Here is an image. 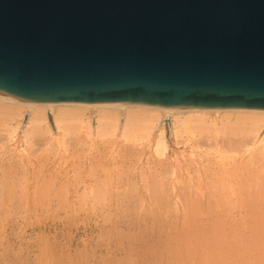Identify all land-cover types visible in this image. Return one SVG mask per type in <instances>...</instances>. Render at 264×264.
<instances>
[{
  "label": "water",
  "instance_id": "water-1",
  "mask_svg": "<svg viewBox=\"0 0 264 264\" xmlns=\"http://www.w3.org/2000/svg\"><path fill=\"white\" fill-rule=\"evenodd\" d=\"M0 96L264 110V0H0Z\"/></svg>",
  "mask_w": 264,
  "mask_h": 264
},
{
  "label": "rangeland",
  "instance_id": "rangeland-1",
  "mask_svg": "<svg viewBox=\"0 0 264 264\" xmlns=\"http://www.w3.org/2000/svg\"><path fill=\"white\" fill-rule=\"evenodd\" d=\"M3 135L0 134V185L11 180L18 183L16 180H22L24 176L22 182L19 180L21 183L18 184L22 186L18 185L16 192L21 195L19 188L26 187V196L20 199L22 203L18 200L12 202L11 199V202L4 200L3 204L0 199V264H199L200 260L202 264L206 257L212 259L211 264H225L220 263L223 256L230 264L264 263V253L253 250L256 239L251 232L241 230L240 233H235V223L206 213L208 203L196 198L197 193L199 194L197 185L202 183L200 179L205 177V170L208 171L205 168L210 163L208 159L212 161L215 155H203L205 157L192 162L185 154H188L189 148L176 145L170 138L167 157L170 160L163 158L159 161L148 147L143 150L145 146L142 148L141 145L137 148L135 145L131 147L129 144H121L113 146L114 149L111 143H100L96 148L90 147L91 150L85 143L77 141L70 143L68 151L61 152L45 150L44 144L40 143L36 147H30V154L28 152V155L23 156L20 153L22 144L9 143L6 139L2 141ZM179 154L187 158L181 159L183 156ZM172 157L181 163H174ZM201 164L204 165V171L201 170ZM105 168H109L110 173ZM197 168H200L201 173L195 171ZM108 174L113 178L110 191L113 194L109 193L112 196L108 194L107 199L110 198L101 201L102 203H94L89 198L83 201L81 195L86 184H93L96 179L107 177ZM170 174L174 177L176 175L178 181ZM189 175H192V181ZM194 176L202 177L198 178V184ZM161 178L167 181L171 178L169 184L165 183L167 187L164 185L166 180ZM45 180L52 181L54 187L48 198L41 196L40 189L36 193L37 186ZM154 180V183L158 180V184L154 185H159L157 187L162 189L160 193L155 186L158 191H154L152 196L150 192L155 189ZM114 183L117 186L114 187ZM170 183H174L172 185L175 189ZM127 185L133 187L129 191L131 194ZM57 186L62 189V197L65 195V198H58L54 194L57 190L60 191ZM148 189L151 191L148 192ZM191 195L198 202L194 203V207L183 203ZM164 196L165 199H162ZM200 206H203L202 209ZM196 210H200V213ZM180 238H185L186 241L182 239L181 242ZM189 238H193L190 245L187 241ZM263 241L261 240L262 245ZM183 242L187 248L183 246ZM219 243L221 248L217 246ZM188 246L190 249L186 250ZM240 247L242 250H238ZM183 248L185 249L181 250Z\"/></svg>",
  "mask_w": 264,
  "mask_h": 264
},
{
  "label": "bare ground",
  "instance_id": "bare-ground-1",
  "mask_svg": "<svg viewBox=\"0 0 264 264\" xmlns=\"http://www.w3.org/2000/svg\"><path fill=\"white\" fill-rule=\"evenodd\" d=\"M26 115H28L27 120H25ZM0 134H4L3 138H1L2 141L6 139V142L9 143L15 142L18 145L22 144L23 148L20 150V153H22L23 156H25V154L31 150L32 146H37V144L39 145L40 143L44 144L43 147H46L45 150L48 149L51 150V152H61V150L68 151L70 143L72 141H77V143L82 142L85 143V145H88V149H91L90 147L93 148L94 146V148H96V145L100 143H111L112 148H114L115 145L121 144H129L128 146L131 145V147L135 145L137 148L139 147V145H141L142 148L145 146L143 150L148 147V149L151 150L150 153L157 157V159L159 158L160 160H158L161 161L163 158L169 159L167 157L170 151V138L174 140L176 145H183L189 148L188 154L186 152L185 154L189 156V160L191 159L192 162L197 158L199 159L203 155H215L212 161H210V158L208 159L210 162L209 165L208 163H206L208 166H206L205 168L208 169V171L205 170L206 173H204L206 175L203 173L205 177H193L196 179V184L199 183L197 181L198 178H202L200 179V181L202 183L204 182V184H198L197 186L199 187L195 185L199 189V194L197 193L198 197L196 198H200V201L203 200L204 202L206 201L208 203H206L207 205H209V207L206 209V213L210 215H216L220 218L224 217L227 220L229 219L231 223H235V233L238 234L241 232V230H244L248 233L251 232V234H253V237L256 239L255 243L253 242V250H260L262 254L264 253V244H261V240H264V110H250L239 108H180L161 107L157 105H137L128 103L46 104L22 102L14 98L0 96ZM28 149L30 150L28 151ZM184 151H186V148ZM176 156L178 155L176 154ZM180 156H183L181 159L187 158V156L184 157V155ZM175 159L173 158L174 161ZM176 161L174 163H181L180 161L179 163ZM202 166L203 169L201 170L204 171V165L201 164V167ZM197 169L198 170L195 171L199 172L200 168ZM107 171H105L106 174ZM199 173H201V171ZM192 175H189L191 181ZM172 177H174V175ZM24 178L25 177L22 176V180ZM112 179L108 174L107 177H100L98 180L96 179L95 182L93 181V184L87 185L84 182L86 186L84 187V193L82 189L81 193L83 194L81 196L83 198L81 197V199L83 200L89 198V201L90 199H92V202L94 203L108 200L110 197H108L107 199V196L111 191L113 181ZM2 180H4V178L1 179V181ZM19 180L16 181H18V183H21L22 180L21 182H19ZM157 181L158 180H156V183H154L155 180L153 181L154 188L155 186H159L154 185L158 184ZM169 181H171V178L168 181L166 180L164 182V185L166 182H168L169 184ZM18 183L14 180H11V182H4L3 185H0V199L2 200V203L4 200L10 201L11 199H13L12 202L18 200L20 201L19 203H22L20 199L26 196V187L19 188L21 190L20 195L18 194L19 192L17 193L16 191L18 187L22 185H19ZM39 183H41V181H39ZM116 183H114V187L117 186L115 185ZM193 183H195V181ZM129 185H127V187ZM175 185L177 186V183H175ZM167 186L168 185H165V187ZM189 186L192 188L191 185ZM131 187L132 186L128 187L130 188L128 189V192L131 190ZM174 187L175 186H173L172 188ZM190 187H188V191ZM52 188H54L52 181L45 180L39 186H37L36 193L39 192L38 189H40V191L42 192L41 196L48 198L49 195H52ZM57 188L60 190L58 186ZM122 188H124V186ZM157 188L159 192L160 189H162H159V187ZM66 189L68 188L66 187ZM117 189H120V187ZM198 189H195V191H198ZM61 190H57L56 192H54V194L58 198H65V195H63L64 197H62ZM156 190V188L154 190L152 189V192H150L152 193V196L154 191ZM125 191L122 194H124ZM149 191L151 190L148 189V192ZM129 193L126 192L127 195H129ZM155 194H157V192ZM193 194L194 193H192V195ZM17 195L21 197L18 196V198L16 199ZM192 195L190 197L187 196L186 202L183 203H187L189 206L194 207V203L198 204V202L194 200L195 197L191 198L193 197ZM138 196H140L139 193ZM162 199H165V196ZM64 200L66 201V199H63V201ZM179 200L181 201V198ZM182 201L185 200L182 199ZM200 207L202 209L203 206ZM197 212L200 213V210H198ZM159 222H161V220ZM194 232H196L195 229ZM182 239L186 241L185 238ZM182 239L180 240L181 242ZM187 241H189L188 244L190 242L193 243V238H189V240ZM177 242L179 243V241ZM262 243H264V241ZM183 246L187 248V245L185 243ZM217 246L221 248L220 243ZM185 248L181 250H184ZM189 249L190 248L188 246V249L186 250ZM234 250H237V248ZM238 250H242L241 247ZM237 253L238 252H236L235 254L236 257L238 256ZM214 255L218 256L219 254ZM223 257L225 258V256ZM224 258L220 259V263L230 264V262H228ZM204 260L206 261V264H211L210 260L212 259H210V257H206ZM200 261L202 262V260ZM205 261L203 263H205ZM233 262H235V258Z\"/></svg>",
  "mask_w": 264,
  "mask_h": 264
}]
</instances>
